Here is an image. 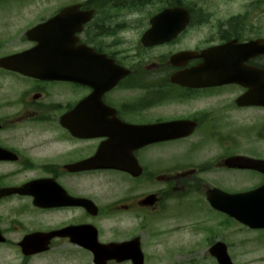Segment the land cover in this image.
I'll list each match as a JSON object with an SVG mask.
<instances>
[{"label": "flooded vegetation", "instance_id": "obj_1", "mask_svg": "<svg viewBox=\"0 0 264 264\" xmlns=\"http://www.w3.org/2000/svg\"><path fill=\"white\" fill-rule=\"evenodd\" d=\"M36 12L31 26L61 15L48 36L74 42L64 52L75 64L57 79L0 68L11 79L0 94V248L17 250L16 264L42 254L133 264L115 245L137 239L142 264H219L223 250L233 264H264V228L227 240L226 214L207 198L264 184V166L225 164L264 161V86L260 104L243 75L264 71V0H53ZM184 230L196 239L180 246Z\"/></svg>", "mask_w": 264, "mask_h": 264}, {"label": "rangeland", "instance_id": "obj_2", "mask_svg": "<svg viewBox=\"0 0 264 264\" xmlns=\"http://www.w3.org/2000/svg\"><path fill=\"white\" fill-rule=\"evenodd\" d=\"M35 2L34 4H21L15 0H0V48L3 53L14 52L20 50L25 46V43L21 40L20 32H23L28 27L32 20L31 17L37 16L36 7L41 5L43 1L53 0H20ZM2 2H8L4 4ZM259 17V16H258ZM264 18V15H262ZM260 18V17H259ZM11 79L7 75L0 74V94L3 95L4 91L8 90V84ZM232 188L243 187L238 182H229ZM235 226L228 225L227 237L232 240H239L240 236L235 233ZM179 237H183L184 243L182 245H188L190 240H195L196 236L190 237L187 230L180 231ZM46 256V255H45ZM18 251L15 249L4 248L0 249V264H16L18 262ZM45 262L44 255L37 256L34 259L33 264H43ZM179 264H188L185 260L180 259ZM198 264V263H197ZM199 264H204L203 262Z\"/></svg>", "mask_w": 264, "mask_h": 264}, {"label": "water", "instance_id": "obj_3", "mask_svg": "<svg viewBox=\"0 0 264 264\" xmlns=\"http://www.w3.org/2000/svg\"><path fill=\"white\" fill-rule=\"evenodd\" d=\"M38 28L39 26L28 31L27 33L28 36L33 34ZM38 57L43 58V62H39L41 63V65H43L45 64V60L49 58L52 59V63L54 64V62H56L55 59L63 57V55L59 54L57 56H54V55L40 54L39 56L37 53L33 51H28V52L14 55L13 57H7V58L0 59V65L5 66V67L14 68L23 73L35 75V76H39L40 73L42 75L52 74V72H49V71L33 70L34 69L33 66L37 63ZM56 63H57V66H59V64H62L61 61H57ZM29 65L31 69L29 68ZM230 160H235V159H230ZM255 192H252V193H255ZM212 193L214 192L213 191L208 192V198L215 207L225 211L229 215L235 217L239 221H242L243 223L248 224L250 226L264 225V215H256V213H253L255 209L257 208V206H252L250 208L246 205H241V206L238 205V203L244 202V201L248 203L251 200L250 194L252 193L243 194V195H226V194L221 193L222 194L221 197L219 196L215 198L212 197L211 195ZM24 251L28 253V250H24ZM29 251H37V250L32 249Z\"/></svg>", "mask_w": 264, "mask_h": 264}]
</instances>
